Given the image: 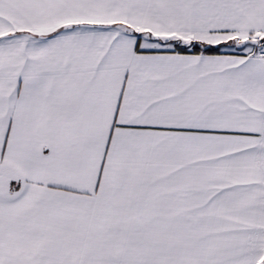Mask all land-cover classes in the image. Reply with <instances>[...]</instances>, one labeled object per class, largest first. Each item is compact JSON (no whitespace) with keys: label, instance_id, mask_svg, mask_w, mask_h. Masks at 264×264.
Listing matches in <instances>:
<instances>
[{"label":"snow or ice","instance_id":"6c2138e0","mask_svg":"<svg viewBox=\"0 0 264 264\" xmlns=\"http://www.w3.org/2000/svg\"><path fill=\"white\" fill-rule=\"evenodd\" d=\"M0 264H264V0H0Z\"/></svg>","mask_w":264,"mask_h":264}]
</instances>
